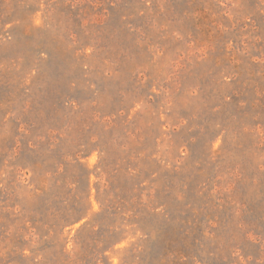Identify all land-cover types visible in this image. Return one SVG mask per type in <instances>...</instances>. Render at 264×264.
Listing matches in <instances>:
<instances>
[{"label": "rangeland", "instance_id": "rangeland-1", "mask_svg": "<svg viewBox=\"0 0 264 264\" xmlns=\"http://www.w3.org/2000/svg\"><path fill=\"white\" fill-rule=\"evenodd\" d=\"M0 264H264V0H0Z\"/></svg>", "mask_w": 264, "mask_h": 264}]
</instances>
